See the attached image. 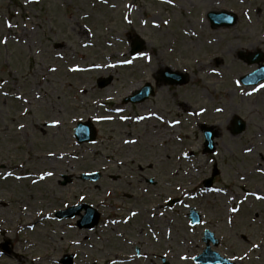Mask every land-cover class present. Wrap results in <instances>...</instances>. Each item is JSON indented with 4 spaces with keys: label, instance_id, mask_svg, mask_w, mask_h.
Segmentation results:
<instances>
[{
    "label": "rangeland",
    "instance_id": "1",
    "mask_svg": "<svg viewBox=\"0 0 264 264\" xmlns=\"http://www.w3.org/2000/svg\"><path fill=\"white\" fill-rule=\"evenodd\" d=\"M212 11L237 22L212 27ZM136 35L146 45L132 56ZM258 52L264 0H0V244L12 249L0 264H197L205 229L237 264H264V84L240 81ZM166 69L187 83L124 102ZM237 116L247 126L234 135ZM87 120L98 138L80 144ZM203 125L217 133L213 152ZM92 171L103 178H77ZM175 194L184 200L169 209ZM76 202L97 208L94 228L55 216ZM188 206L203 224L190 225Z\"/></svg>",
    "mask_w": 264,
    "mask_h": 264
},
{
    "label": "water",
    "instance_id": "2",
    "mask_svg": "<svg viewBox=\"0 0 264 264\" xmlns=\"http://www.w3.org/2000/svg\"><path fill=\"white\" fill-rule=\"evenodd\" d=\"M209 18L214 26H230L235 24L236 17L232 14H228L226 12L222 13H210ZM144 48V42L143 41H137L134 44L133 47V53L138 52L139 50H142ZM262 59L261 55H256L254 59L250 62H260ZM165 81L167 83H184L186 82V77L184 75H180L178 73H166L164 74ZM264 79V66H261L256 72L246 75L242 78V81L245 84H253L257 83ZM112 78L109 77L106 80L100 81V86H106L111 82ZM151 91V86L147 84L141 91L136 92L133 96L130 97V100L137 102L140 100H143L148 96V93ZM245 123L237 118L234 122V126L232 128L233 133L238 134L241 133L245 129ZM75 134L80 142H90L93 141L96 138V130L92 126L90 122H80L78 123L77 128L75 129ZM205 138H206V148L207 150H213V138L215 134L208 130H204ZM100 177L99 173L91 174V175H84L83 178H92L94 180H97ZM212 179L208 181L209 184H211ZM195 213V212H194ZM197 217H192L193 221L192 223L195 224L199 222V215L196 214ZM99 218V215L96 213V211L89 210V213L87 216H85L84 221H81V225H86L88 227L94 226L95 223H97ZM205 241L207 242V248L204 250L203 254H201L199 257L196 258V261L202 262L204 264L207 263H224V264H234L230 262V260L223 258L219 253L211 250L210 241L214 242L215 245L218 244V241L214 239L213 233L210 231L206 232Z\"/></svg>",
    "mask_w": 264,
    "mask_h": 264
},
{
    "label": "flooded vegetation",
    "instance_id": "3",
    "mask_svg": "<svg viewBox=\"0 0 264 264\" xmlns=\"http://www.w3.org/2000/svg\"><path fill=\"white\" fill-rule=\"evenodd\" d=\"M153 166L152 165H150L149 166V168H152ZM140 169H141V171H143V167H140ZM145 170V169H144ZM144 177V180L146 181V182H150V179L149 178H147V177H145V176H143ZM71 181H72V178H71ZM154 185H157V183L156 184H154ZM75 205V204H74ZM73 205V206H74ZM139 251V250H138ZM62 262V261H61Z\"/></svg>",
    "mask_w": 264,
    "mask_h": 264
},
{
    "label": "snow or ice",
    "instance_id": "4",
    "mask_svg": "<svg viewBox=\"0 0 264 264\" xmlns=\"http://www.w3.org/2000/svg\"><path fill=\"white\" fill-rule=\"evenodd\" d=\"M249 151H251V149H249Z\"/></svg>",
    "mask_w": 264,
    "mask_h": 264
}]
</instances>
